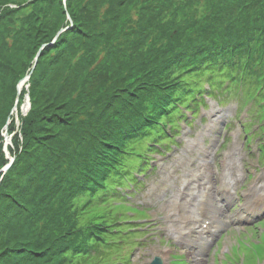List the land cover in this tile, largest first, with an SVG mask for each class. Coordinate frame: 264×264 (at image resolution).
Segmentation results:
<instances>
[{
	"label": "trees",
	"instance_id": "trees-1",
	"mask_svg": "<svg viewBox=\"0 0 264 264\" xmlns=\"http://www.w3.org/2000/svg\"><path fill=\"white\" fill-rule=\"evenodd\" d=\"M75 1L33 0L55 16L47 37L24 33L17 66L1 57L21 30L6 31L13 1L0 0V130L12 134L15 108L20 136L12 135L13 162L3 173L5 129L0 134V220L16 218L7 245L0 242V264H65L73 257L62 253L74 250L79 264H98L123 234L119 226L131 224L111 215L65 231L61 224L78 216L73 198L120 199L122 182L136 181L128 171L142 174L149 154L169 148L164 141L177 133L183 110L196 113L202 95L222 103L233 86L241 102L264 104V0ZM77 45L86 49L72 62ZM83 74L88 85L73 96ZM27 83L31 108L22 117Z\"/></svg>",
	"mask_w": 264,
	"mask_h": 264
},
{
	"label": "rangeland",
	"instance_id": "rangeland-1",
	"mask_svg": "<svg viewBox=\"0 0 264 264\" xmlns=\"http://www.w3.org/2000/svg\"><path fill=\"white\" fill-rule=\"evenodd\" d=\"M11 1L6 31L11 36L13 31H21L13 37L18 42L10 45L9 50L4 49L1 57L10 65L19 66L23 60L20 50L24 33L47 37L55 15L44 3L34 6L33 0ZM88 1L75 2L79 6ZM107 7L105 1L101 11ZM121 20L124 29L130 25L125 16H121ZM100 25L97 21V26ZM76 47L70 50L72 62L86 49ZM86 77L84 74L80 77L71 92L73 96L82 84L87 87ZM249 84L245 83L244 87ZM25 88L26 93L19 103L22 117L31 108L29 83ZM231 90L232 94L238 91L234 87ZM240 92L225 97L222 106L208 99L207 109L198 113L195 120L190 119L189 129L180 123L181 130L177 128L180 134L173 135L177 146L171 145L170 150H165L167 153L162 151L161 157L157 154L146 157L151 163L149 175L141 178L143 185L131 199L122 196L103 204L96 197L101 192L93 198L82 194L72 199L78 216L67 224L62 223V229L71 233L92 224L95 217L111 215L119 216L121 222H135L133 226H138L139 230L119 226L123 234L114 238L115 244L104 248L101 255L105 258L98 264H115L120 260L126 262L124 264H150L154 257L162 264H264V154H261L264 151V104L258 109L257 103L249 98L241 103ZM65 101L70 102L67 98ZM15 116L14 108L15 129L6 139L15 133L16 138H20ZM106 180L110 182V177ZM123 187L127 186L123 183ZM86 207L89 213L84 211ZM15 221V217L0 220V242L4 246L7 245L4 241L12 236L9 227L15 228ZM62 256L73 257L64 260L65 264H79L76 260L79 250H74L71 256L63 253Z\"/></svg>",
	"mask_w": 264,
	"mask_h": 264
},
{
	"label": "bare ground",
	"instance_id": "bare-ground-1",
	"mask_svg": "<svg viewBox=\"0 0 264 264\" xmlns=\"http://www.w3.org/2000/svg\"><path fill=\"white\" fill-rule=\"evenodd\" d=\"M11 116H12V114H11ZM16 118H17V114H16V116H15ZM15 119V118H14ZM9 138L10 137H8L7 139H4L3 138V151L5 152V155H6V158L7 159H10L11 158V155L9 154V149H12L13 148V146H12V142H11V140H9ZM10 139H12V136H11V138ZM11 160V159H10Z\"/></svg>",
	"mask_w": 264,
	"mask_h": 264
},
{
	"label": "water",
	"instance_id": "water-1",
	"mask_svg": "<svg viewBox=\"0 0 264 264\" xmlns=\"http://www.w3.org/2000/svg\"><path fill=\"white\" fill-rule=\"evenodd\" d=\"M62 31V30H61ZM61 31H59V33L61 32ZM58 33V34H59ZM29 78V76L26 78V80ZM27 106H28V104H27ZM4 136H7L6 135V133L4 134ZM10 167V164L9 165H7L3 170H2V172L3 173H5L7 170H8V168ZM153 264H160L158 261H154V263Z\"/></svg>",
	"mask_w": 264,
	"mask_h": 264
}]
</instances>
